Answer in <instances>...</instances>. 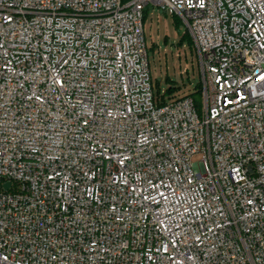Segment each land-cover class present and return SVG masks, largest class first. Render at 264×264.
<instances>
[{
    "label": "built area",
    "instance_id": "1",
    "mask_svg": "<svg viewBox=\"0 0 264 264\" xmlns=\"http://www.w3.org/2000/svg\"><path fill=\"white\" fill-rule=\"evenodd\" d=\"M151 4L202 108L156 95ZM0 264H264V0H0Z\"/></svg>",
    "mask_w": 264,
    "mask_h": 264
},
{
    "label": "rangeland",
    "instance_id": "2",
    "mask_svg": "<svg viewBox=\"0 0 264 264\" xmlns=\"http://www.w3.org/2000/svg\"><path fill=\"white\" fill-rule=\"evenodd\" d=\"M144 30L157 97L169 102L192 94L202 78L196 49L191 48L185 22L151 4L146 12ZM173 85L176 89L168 91ZM200 100L199 108H202L203 94Z\"/></svg>",
    "mask_w": 264,
    "mask_h": 264
},
{
    "label": "trees",
    "instance_id": "3",
    "mask_svg": "<svg viewBox=\"0 0 264 264\" xmlns=\"http://www.w3.org/2000/svg\"><path fill=\"white\" fill-rule=\"evenodd\" d=\"M148 7L145 9V12H144V21L146 18V12L148 10ZM187 36L189 38L191 48L195 51L194 41H193V38L189 32L187 33ZM202 88H203V84H202V81H200V83L196 86L195 91L192 94H189V95L193 96L197 106H199V104L201 102L200 97L202 94ZM174 89H176V86L173 85L168 89V91H173ZM158 94L161 96V91H158ZM162 97H163V95H162Z\"/></svg>",
    "mask_w": 264,
    "mask_h": 264
},
{
    "label": "water",
    "instance_id": "4",
    "mask_svg": "<svg viewBox=\"0 0 264 264\" xmlns=\"http://www.w3.org/2000/svg\"><path fill=\"white\" fill-rule=\"evenodd\" d=\"M6 186H9V183H7Z\"/></svg>",
    "mask_w": 264,
    "mask_h": 264
}]
</instances>
